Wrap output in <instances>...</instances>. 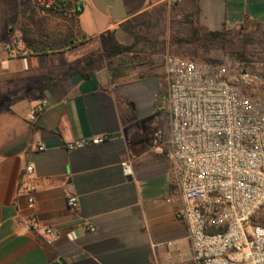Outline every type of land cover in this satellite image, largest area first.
<instances>
[{
    "label": "crops",
    "instance_id": "crops-1",
    "mask_svg": "<svg viewBox=\"0 0 264 264\" xmlns=\"http://www.w3.org/2000/svg\"><path fill=\"white\" fill-rule=\"evenodd\" d=\"M77 6L84 43L48 54L0 51V264H195L169 157L165 63L114 61L125 53L108 49L113 42L135 44L131 23L174 11L198 34L247 22L264 28V0H78ZM96 136L106 139L69 146ZM125 159L133 164L129 177ZM29 163L34 206L22 185ZM70 195L78 196L77 211ZM50 226L61 233L53 244L46 242Z\"/></svg>",
    "mask_w": 264,
    "mask_h": 264
},
{
    "label": "built area",
    "instance_id": "built-area-1",
    "mask_svg": "<svg viewBox=\"0 0 264 264\" xmlns=\"http://www.w3.org/2000/svg\"><path fill=\"white\" fill-rule=\"evenodd\" d=\"M43 12H69V0H32ZM18 47L25 49L23 39ZM4 49L12 51L10 44ZM169 81L171 151L195 264H264V98L242 92L225 65L190 57L165 58ZM245 76L249 75L244 72ZM36 111L31 113L35 118ZM162 138V132H159ZM106 136L84 138L70 147L100 143ZM123 173L133 175L130 160ZM33 163L26 165L22 185L35 198ZM69 207L80 208L76 195ZM90 230L95 227L90 224ZM46 242L61 237L56 227L45 228Z\"/></svg>",
    "mask_w": 264,
    "mask_h": 264
},
{
    "label": "rangeland",
    "instance_id": "rangeland-1",
    "mask_svg": "<svg viewBox=\"0 0 264 264\" xmlns=\"http://www.w3.org/2000/svg\"><path fill=\"white\" fill-rule=\"evenodd\" d=\"M11 2L0 51L5 50L4 44H10L11 50L17 52L18 40L22 39L19 29L21 21L33 1ZM48 18L53 31L64 28L65 20L62 17L50 15ZM131 27L136 36L135 44L131 51L113 57L114 61L121 60L132 65L142 62L161 64L165 63L168 55H174L225 65L229 78L242 92L264 98V28L261 26L247 22L239 28H225L221 36L214 37L198 34L189 22L178 19L174 11L161 16L151 15L144 21L131 23ZM258 221L264 223V211Z\"/></svg>",
    "mask_w": 264,
    "mask_h": 264
},
{
    "label": "trees",
    "instance_id": "trees-1",
    "mask_svg": "<svg viewBox=\"0 0 264 264\" xmlns=\"http://www.w3.org/2000/svg\"><path fill=\"white\" fill-rule=\"evenodd\" d=\"M78 0H69L67 7L69 12L64 10L53 11L48 10L43 12L34 2L30 4L28 13L24 20L21 21L20 30L22 39L25 43L26 51L33 54H48L53 52H62L70 47L78 46L86 41V36L82 35L78 29L80 10L77 6ZM11 0H0V43L1 37L5 32L4 25L8 21V13L11 9ZM59 16L65 20L63 29L53 31L50 29L48 16ZM224 30L210 32L209 34L217 37L223 34ZM133 45H123L118 42H113L108 49L110 54H121L131 51ZM48 81L42 82L37 86L38 89H43L48 85ZM264 224V223H263Z\"/></svg>",
    "mask_w": 264,
    "mask_h": 264
}]
</instances>
